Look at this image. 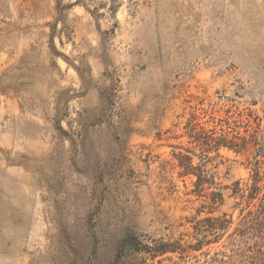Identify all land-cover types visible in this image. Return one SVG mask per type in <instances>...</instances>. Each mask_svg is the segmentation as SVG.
I'll use <instances>...</instances> for the list:
<instances>
[{"label":"rangeland","instance_id":"1","mask_svg":"<svg viewBox=\"0 0 264 264\" xmlns=\"http://www.w3.org/2000/svg\"><path fill=\"white\" fill-rule=\"evenodd\" d=\"M257 164L264 0H0V264H264Z\"/></svg>","mask_w":264,"mask_h":264},{"label":"trees","instance_id":"2","mask_svg":"<svg viewBox=\"0 0 264 264\" xmlns=\"http://www.w3.org/2000/svg\"><path fill=\"white\" fill-rule=\"evenodd\" d=\"M228 145L226 146L229 149H234L237 145L236 142L230 141L228 143H225ZM260 164V163H259ZM255 167L253 171V178L251 185L246 189L247 195L245 196L248 203L253 200H258V205L256 210H248L246 216H243L242 222L239 227V231L243 232L242 235L253 236L255 231L260 227L264 226V223L262 220L264 219V193L261 194V187L259 183L261 182V179L263 178L264 171L261 172V166ZM198 181H201V177H198ZM197 183V186H200L201 183ZM239 190V189H238ZM261 194V195H260ZM140 243L138 242L137 238L134 235L127 234L121 241L120 247H119V254L120 251L123 250L125 247H132V248H138V245ZM168 245L164 243H159L156 246L149 247L145 245L144 249L148 252L150 257H154L156 254L159 253H165L167 250Z\"/></svg>","mask_w":264,"mask_h":264}]
</instances>
